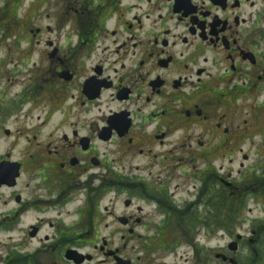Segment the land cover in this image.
<instances>
[{
  "label": "flooded vegetation",
  "instance_id": "af4514ba",
  "mask_svg": "<svg viewBox=\"0 0 264 264\" xmlns=\"http://www.w3.org/2000/svg\"><path fill=\"white\" fill-rule=\"evenodd\" d=\"M0 17V233L38 243L6 238L0 264H264V0H4Z\"/></svg>",
  "mask_w": 264,
  "mask_h": 264
},
{
  "label": "rangeland",
  "instance_id": "374dc122",
  "mask_svg": "<svg viewBox=\"0 0 264 264\" xmlns=\"http://www.w3.org/2000/svg\"><path fill=\"white\" fill-rule=\"evenodd\" d=\"M3 5H4V0H0V10L3 8ZM4 20H2V18L0 17V32H1V30H2V28L4 27ZM23 27V24H20L19 26H18V28H22ZM3 53H0V59L3 57ZM22 79L23 78H20V80L18 79L17 80V82H19V81H22ZM3 87V84H2V81H0V89ZM13 89H12V92L11 91H9L11 94L12 93H15V92H17V91H19L20 90V87H21V85L20 84H17V83H15V84H13ZM28 106H26V108H27ZM36 112H34V115H33V118H34V120H36L39 116H40V113L39 112H37V111H39L38 109H36L35 110ZM20 122H22L21 121V119H20ZM26 123L27 124H30L31 123V121L30 120H26ZM8 124V127L10 128V129H14L15 127L13 126L15 123L14 122H8L7 123ZM22 125V124H21ZM24 125V124H23ZM19 126V125H18ZM23 140V139H22ZM24 140L23 141H19V143H18V149L16 150V151H20V150H22V148H23V146H24ZM8 146H9V143L7 142V141H3V140H0V152H5L7 149H8ZM139 163H142V161H139ZM20 184V186L22 187V188H24L26 185H27V180H26V177H22V180H21V183H19ZM25 195H28L27 194V191H26V194ZM29 196H30V194H29ZM122 200H123V198L117 203V209H119V210H122L121 208H122ZM0 208H1V206H0ZM6 207H3L2 209H5ZM201 210H203V209H201ZM106 225H108V224H106ZM1 226V225H0ZM29 225L28 224H19L18 226H16L15 227V231L13 232V233H6V234H1L0 233V254H1V252L2 251H4V249H6V248H8L9 247V245H11L10 243H9V241L8 240H6V238H9V237H13V244H15L16 242H18V243H22L23 242V240L25 239V242L27 243V244H30V243H34L33 244V246L31 247V249H33L34 248V246H36L38 243H35V241H31V239H28L27 238V233L26 232H21V229L22 228H27ZM154 226H155V224H154ZM171 226H173V224L171 225ZM104 227H105V224H94V229L96 228V229H99V230H102L104 233H107V232H109V231H111V228H109L108 229V231H105L104 230ZM21 228V229H20ZM115 228H116V231H118V232H120V229H119V227L118 226H115ZM150 228H152L153 229V231H151V234H155V227H152V225L150 226ZM3 231V228L2 227H0V232H2ZM44 233H43V236L44 235H47V233L48 234H50V235H52V230L50 229V228H48L47 226L46 227H44ZM138 231L139 232H141V234L142 235H144V233H143V231L141 230V229H138ZM137 231V232H138ZM165 233H168L169 235H171V233H172V228L170 227V229L169 228H167L166 230H165ZM145 236V235H144ZM126 245H127V250H129V254H130V256L134 259V258H136V257H138V255H137V253H136V251H137V248L134 250H131L130 249V244L131 243H125ZM115 247L116 248H118L119 250H121V251H123V243H122V241H120V236H115ZM28 251V250H27ZM44 258H45V264L47 263V264H53L54 263V259L50 256V255H46V256H44Z\"/></svg>",
  "mask_w": 264,
  "mask_h": 264
}]
</instances>
